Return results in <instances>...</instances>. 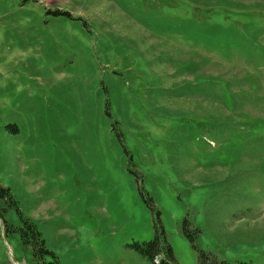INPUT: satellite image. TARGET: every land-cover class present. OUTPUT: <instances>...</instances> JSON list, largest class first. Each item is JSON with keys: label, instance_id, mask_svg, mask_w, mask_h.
Returning <instances> with one entry per match:
<instances>
[{"label": "rangeland", "instance_id": "374dc122", "mask_svg": "<svg viewBox=\"0 0 264 264\" xmlns=\"http://www.w3.org/2000/svg\"><path fill=\"white\" fill-rule=\"evenodd\" d=\"M0 187V264H264V0H0Z\"/></svg>", "mask_w": 264, "mask_h": 264}, {"label": "trees", "instance_id": "16d2710c", "mask_svg": "<svg viewBox=\"0 0 264 264\" xmlns=\"http://www.w3.org/2000/svg\"><path fill=\"white\" fill-rule=\"evenodd\" d=\"M0 193L2 195H9L8 190L0 187ZM147 203L148 201L145 200ZM152 201V200H151ZM152 208V207H151ZM189 223L187 220L184 221V232L191 238L192 241H194V238L192 237L190 233ZM29 232L32 233L28 236L27 234H24L25 241H29L32 239V241H29L33 245V256H34V263L35 264H60L57 259L53 261H49L46 258V255L50 252L47 250V248L44 245L43 240L40 238V233L36 231V228L31 225L27 224ZM156 228V237L152 241H147L142 244H139V248L142 251V254L145 256L150 257L152 260H154L155 264H171L173 259V253L171 247L167 244L165 247L166 252L163 253V260L161 259L162 255V236L161 234L163 232L160 231L159 224L155 226ZM195 246V243H193ZM197 249L199 250V262L198 264H254L253 262H246V261H232L227 259H221L217 255L212 254L211 252H208L205 249L199 248L197 246ZM160 258V260H158Z\"/></svg>", "mask_w": 264, "mask_h": 264}]
</instances>
